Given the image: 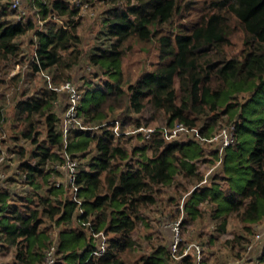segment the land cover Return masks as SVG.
Returning <instances> with one entry per match:
<instances>
[{
	"label": "trees",
	"instance_id": "trees-1",
	"mask_svg": "<svg viewBox=\"0 0 264 264\" xmlns=\"http://www.w3.org/2000/svg\"><path fill=\"white\" fill-rule=\"evenodd\" d=\"M105 1L114 5L108 11L111 16L104 20L113 42L108 49L96 47L87 63L110 80L104 87L88 86L78 107L84 124H99L101 133L93 132L88 125L66 140L61 128L62 94L45 86L16 103L18 119L24 125L18 134L34 146L28 160L18 167L35 191L16 197V203L6 201L7 191L0 192V212L4 213L0 214V243L5 249L15 248L14 264L42 263L50 243L46 223L54 221L60 225L56 264H125L119 253L134 245L132 232L139 218L134 213L138 205L155 202L154 186L171 184L177 174L201 182L205 177L197 164L207 161V154L220 160L219 148L209 150L199 139L169 141L161 129L149 140L141 132L118 135L109 121L118 119L122 131L142 124L127 115L126 104L132 113L146 116L150 111L151 119L161 117L165 123L161 126L182 122L197 127L206 137L226 116V123L236 125L237 136L223 151L216 170L225 188L217 183L198 186L190 196L192 206L188 212L194 214L193 203L208 198L218 204L220 217L227 211L239 212L248 230L264 220V0H210V8L190 29L173 27L168 34H159L158 28L171 22L190 0ZM71 2L33 0L37 18L26 22L14 17L18 9L9 3L14 20L6 19L5 8L0 11V54L5 58L19 55V38L33 30L37 37L34 61L38 62H32L33 71L41 74L48 68L60 69L62 72L53 76L54 84L73 79L70 72L79 63L82 51ZM230 17L244 34L239 56H226L220 48L229 40ZM42 20L47 21L44 27L36 29L35 23ZM132 38L142 42L155 38L160 62L124 88L121 61L124 44ZM115 109L120 113L116 115ZM2 121L0 109V128ZM41 124L44 131L40 130ZM134 141L137 145L130 151L127 143ZM23 149L18 151L21 158ZM65 151L78 161L90 155V168L79 169L76 177L84 210L80 216L76 215L78 203L66 190L65 181L60 186L52 185L44 196L39 191L41 185L34 180L41 177L46 184L53 163L63 161ZM132 154L137 155L136 168ZM6 178L8 175L4 181ZM17 178L22 179L21 175ZM34 205L43 207L40 211ZM100 231L109 237L108 249L102 257L85 262L89 249L95 246L92 236ZM170 254V249L160 245L140 264H169ZM195 263L201 261L192 253L179 260V264Z\"/></svg>",
	"mask_w": 264,
	"mask_h": 264
},
{
	"label": "rangeland",
	"instance_id": "rangeland-1",
	"mask_svg": "<svg viewBox=\"0 0 264 264\" xmlns=\"http://www.w3.org/2000/svg\"><path fill=\"white\" fill-rule=\"evenodd\" d=\"M11 1L12 0H0V11H3L5 8V17L8 20H14V15L9 6ZM45 1L47 2V0ZM88 1V13L84 17L78 18V21L74 23L78 24L77 32L81 37L79 46L82 52L79 56V63L75 64L74 68H72V72H70L73 79L65 80L78 83L82 90V94H85L88 86L89 89H94L98 86L104 87L105 82L110 80L108 75L101 73L95 66L88 64L87 59L92 52H95L96 47L108 49L113 42L107 35V27L104 20L111 16L108 11L112 9L114 5L105 0ZM190 2L189 5H185V8L180 13L175 15L171 22L158 28L159 34L171 33L170 31L174 29L173 27H178V29L181 30L190 29V26L200 18L202 13L210 8V0H190ZM31 3H33V0H23L22 8L25 9L27 13L23 20L24 22L28 21L30 18L34 20L37 18L32 9L33 4ZM122 8L123 5L118 6L119 10ZM14 17L16 18V16ZM46 22L47 21L44 20L40 23L39 21L36 22V29L41 30ZM229 23L232 27L228 37L229 40L227 44L220 48L222 53L226 56H239L243 51L242 43L244 34L242 28L233 21L231 17ZM134 39L135 38H132V40L126 41L124 44V54L121 61L124 88H127L128 84L135 83L144 72L156 68L160 62L159 44L155 38H150L143 42ZM19 41L22 47V51L19 55L5 58L0 54V109L3 117L2 126L0 128V156L3 157V161L0 170L2 175H4V172L8 175L5 181L4 176L3 179L0 180V192L7 191L9 193L6 198V201L9 203H16V197L32 194L33 191H35L34 185L30 183V181H27L26 177L24 178L21 176L22 179L17 178V175L24 173L18 166H20L23 161L28 160L34 146L28 140L21 138L18 134V131L23 129L24 125L22 121L18 119L19 113L16 109V103L19 100L37 94L44 86L46 87L43 76L33 71L32 67V49H34L37 42L34 31L29 30L19 38ZM67 53L68 52L64 53V58H67ZM45 72L50 76L51 81H53L54 74L57 76L62 71L60 69L56 71L54 68H48ZM124 109L127 111V115H130L132 121L137 118L140 120L142 123L140 126L144 124L146 127L155 128V126L165 124L161 117L151 119L149 116L150 111L146 113V116H141L132 113L131 109H129V104H126ZM115 112L116 115L119 114L120 109H115ZM78 119L85 128L89 125V128L93 132L101 133L99 124H94V126L91 124L86 125L80 115ZM226 119L227 117L225 116L220 120L214 132L220 127L231 123H226ZM106 122L107 120H104L103 123ZM130 126V128L127 127L124 131L134 130L133 125ZM171 126H173V124L169 125V128L165 131L169 141L184 139L182 142H188L198 138L192 132L181 136L178 134L173 135L170 133ZM137 129L134 131L135 133L131 135L137 134L139 132ZM40 130L44 131L42 124ZM155 131H157L156 128ZM117 134H120V132H117ZM15 136L19 138L15 139ZM41 138H43V136H41L40 139ZM203 144L209 150L215 148L211 142L203 141ZM135 145H137L135 141L127 143L130 151L136 147ZM21 148H24L23 150L25 152L22 158L18 154ZM92 153H94V151H92ZM146 153L147 155L151 154L149 151H146ZM89 158L90 155L84 159L80 158L78 161L80 169L88 170L90 168L88 165ZM131 158H134L132 165L136 168L137 155L132 154ZM205 158L208 160L197 164L199 169L201 168L202 170L203 178L205 177L203 181L191 182L190 179L183 177L182 174H177L171 184L154 186V203H142L137 206L134 215L139 216V218H136L137 226L132 232L134 245L119 253L120 258L125 264H140L143 257L150 255L151 252L160 245L170 249L173 234L167 225L177 221L181 223L179 228L178 250L184 252L192 243L200 245L202 249L201 264H264V220L257 225H253L252 230H248L247 226L249 225L241 220L239 212L234 210L227 211V213H221L220 217L218 216V212L221 210L218 204L207 201L208 198L193 203L195 209L194 214L188 212V209L192 206V203L189 204L190 196L192 192L197 190L198 186H203L207 183H209V185L211 183H217L220 184V187L225 188L226 185L225 181H222L220 178L222 175L219 170L216 171L221 161L217 160L215 157H211L210 154H207L204 159ZM128 160L122 163V167L125 166ZM29 161L32 162V160ZM53 164L59 165L58 162ZM47 167L51 169V164ZM55 169V167H52L50 178H47L48 181L46 184H44L41 177H36L34 179L41 185L39 191L44 196L47 194V190L51 188L52 185H55L57 180L63 182V174L60 171L56 172ZM78 198L75 211H77L76 215L80 216L84 210L81 205L82 199L80 197ZM42 207L43 205H34V208L40 211ZM239 211H241V209ZM0 214L4 213L0 212ZM222 220H225L224 228L221 227ZM46 226L48 227L49 233L48 241L60 238V225L54 221L52 223L47 222ZM259 239L262 240V242H260ZM48 247H50V245H48ZM14 251V247L5 249L0 243V264H14ZM180 251H178V254H174V256L170 254L172 258H170L169 264H179V260L184 256V253ZM189 252H191V249ZM188 254L189 253H186V255Z\"/></svg>",
	"mask_w": 264,
	"mask_h": 264
},
{
	"label": "built area",
	"instance_id": "built-area-1",
	"mask_svg": "<svg viewBox=\"0 0 264 264\" xmlns=\"http://www.w3.org/2000/svg\"><path fill=\"white\" fill-rule=\"evenodd\" d=\"M22 3L23 0H12L10 3L12 8L18 9V15L16 16V19H25L26 17L27 13L25 9L22 8ZM71 5L76 11V16H75L76 19L80 17H84L88 13V9H89L88 0H72ZM35 56H36V47L32 49V61L35 60ZM41 75L43 76L46 87L48 89L62 94L61 104H60V110L62 111L61 128L64 138L68 140L70 136L78 128H85L84 125H82L78 119V107L83 96L82 90L76 82L65 81L59 84H54L53 81H51L50 76L46 74L45 71H42ZM109 124L114 125L115 132L116 133L120 132V134L122 133V135H129L135 133L134 131L137 129L136 128L130 131H122L118 119L109 121ZM155 128L140 126L138 127L137 130L143 133L145 139H150L152 134L156 132ZM167 128H169L167 125L160 127L161 129L160 132L164 133L162 134L164 135L166 140H168L167 133H165ZM170 128H171L170 133L173 135L178 134L179 136H181L183 134H188L192 132L195 134L196 137H198L197 139L211 142L215 147L219 148L221 151L219 161H221L223 155L222 153L225 150V148L232 145L237 136L236 125L234 123H230L228 125H224L220 127L217 131H215L212 135L208 137L202 136L197 127H189L182 122H175L173 126H171ZM180 141H184V139ZM63 157H65L64 160L58 162L59 165H53V167L56 168L55 169L56 172L60 171L63 174V182L64 181L66 182L65 184L66 190L70 195H72L73 199L77 201L79 199L78 198L79 185H77L76 183V177L79 170V162L76 157H74L67 151H65ZM2 161H3V157L0 156V168ZM4 161H5V153H4ZM3 176L5 177L6 173L4 172V175H2L0 170V180L3 179ZM21 176L24 178L26 177V175L24 174H22ZM63 182H59V180H57L55 185L56 186L63 185ZM89 223L90 222H87L88 225ZM167 227L170 228L173 234L170 250H171V254L174 256V254H178V251H180L178 250L180 221L170 223L167 225ZM92 237H93V242H95V246L89 249L90 252L86 257L85 262H89L91 260L102 257L106 253L109 246V237L104 231L94 233ZM260 241L262 242V240ZM58 243H59V239L57 238L52 239V241L50 240L49 243L50 247H48L47 250H45L42 264H56V262L58 261V255H57ZM190 249L191 252H189ZM183 253L184 254L192 253L194 257H196L198 262L201 261L202 249L198 244L195 243L190 244V247H187Z\"/></svg>",
	"mask_w": 264,
	"mask_h": 264
},
{
	"label": "clouds",
	"instance_id": "clouds-1",
	"mask_svg": "<svg viewBox=\"0 0 264 264\" xmlns=\"http://www.w3.org/2000/svg\"><path fill=\"white\" fill-rule=\"evenodd\" d=\"M142 126H146V125H142ZM138 127H140V125L139 126H133V129H136V128H138ZM157 129H160V127L159 126H155ZM162 127V126H161ZM142 133V132H141ZM143 134V133H142ZM147 140H149V139H147ZM80 169V168H79Z\"/></svg>",
	"mask_w": 264,
	"mask_h": 264
},
{
	"label": "bare ground",
	"instance_id": "bare-ground-1",
	"mask_svg": "<svg viewBox=\"0 0 264 264\" xmlns=\"http://www.w3.org/2000/svg\"><path fill=\"white\" fill-rule=\"evenodd\" d=\"M183 253V252H182ZM184 255H186V254H184Z\"/></svg>",
	"mask_w": 264,
	"mask_h": 264
}]
</instances>
